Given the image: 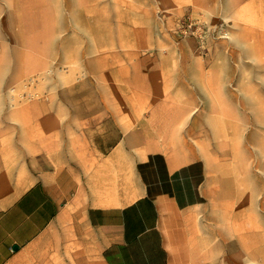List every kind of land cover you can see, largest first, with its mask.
<instances>
[{
    "label": "crops",
    "instance_id": "0c3cea01",
    "mask_svg": "<svg viewBox=\"0 0 264 264\" xmlns=\"http://www.w3.org/2000/svg\"><path fill=\"white\" fill-rule=\"evenodd\" d=\"M220 1L226 0H163L175 3L169 7L176 16L202 12L212 20ZM173 38L165 45L172 54L168 69L153 74L165 77L169 92L189 76L187 67L197 73L206 65L239 67L232 59L211 64L219 47L212 39L202 58L194 39ZM225 72L223 80L241 75ZM12 111V121L0 119V264H217L225 258L217 246V202L242 186L230 164L201 155L198 132L226 130L223 113H211L207 123L218 126L205 127L200 113L178 107L155 106L140 123L127 113L123 126L120 113L103 109L90 119L87 110L61 105ZM105 130L123 133L103 150Z\"/></svg>",
    "mask_w": 264,
    "mask_h": 264
},
{
    "label": "rangeland",
    "instance_id": "374dc122",
    "mask_svg": "<svg viewBox=\"0 0 264 264\" xmlns=\"http://www.w3.org/2000/svg\"><path fill=\"white\" fill-rule=\"evenodd\" d=\"M238 1H220L212 20L202 12L176 16L163 0H0V119L9 123L12 110L35 104L87 110L89 119L101 109L120 113L121 126L127 113L140 123L155 106L200 113L201 124L223 113L226 130L198 131L201 155L230 164L242 186L217 202V246L226 252L217 264H264V0ZM32 15L41 24L22 34L17 22ZM187 19L221 27L225 35L210 38L219 44L211 64L232 59L239 67L206 65L199 73L187 67L189 76L169 92L165 77L153 74L169 67L171 35L172 43L192 39L177 31ZM156 43L164 45L153 49ZM227 70L239 79L223 80ZM117 133L123 132L105 130L100 148L108 149Z\"/></svg>",
    "mask_w": 264,
    "mask_h": 264
},
{
    "label": "built area",
    "instance_id": "2783aa9c",
    "mask_svg": "<svg viewBox=\"0 0 264 264\" xmlns=\"http://www.w3.org/2000/svg\"><path fill=\"white\" fill-rule=\"evenodd\" d=\"M177 31L183 36L190 37L197 42L199 52L204 55L207 53V40L217 32L224 36L225 33L220 28H211L206 22L198 19L179 20L176 24Z\"/></svg>",
    "mask_w": 264,
    "mask_h": 264
},
{
    "label": "bare ground",
    "instance_id": "6f19581e",
    "mask_svg": "<svg viewBox=\"0 0 264 264\" xmlns=\"http://www.w3.org/2000/svg\"><path fill=\"white\" fill-rule=\"evenodd\" d=\"M91 14V13H90ZM31 17H33V15L32 16H27L26 18H21V20L19 21V22H17V24H18V26H19V30H20V32L22 33V34H25V33H27V32H31V31H33L34 32V30L36 29V28H38V26L41 24V19H38V18H35V19H32V21H30V19H31ZM54 21V23H55V20H53ZM28 38H30V36L28 37ZM81 55H83V54H81ZM77 56H79V55H77ZM34 64V63H33ZM32 64V65H33ZM38 66V65H37ZM40 66L41 65H39V69H40ZM43 67V66H42ZM41 67V68H42ZM38 68V67H37ZM29 71V70H28ZM12 90V89H11Z\"/></svg>",
    "mask_w": 264,
    "mask_h": 264
}]
</instances>
